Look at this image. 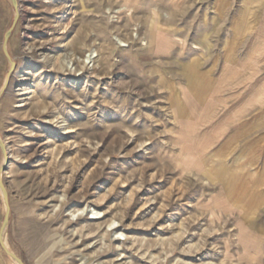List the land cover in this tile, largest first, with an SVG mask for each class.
Masks as SVG:
<instances>
[{
  "label": "rangeland",
  "instance_id": "1",
  "mask_svg": "<svg viewBox=\"0 0 264 264\" xmlns=\"http://www.w3.org/2000/svg\"><path fill=\"white\" fill-rule=\"evenodd\" d=\"M15 1L0 264L5 236L22 264H264V72L235 99L217 79L261 40L264 0Z\"/></svg>",
  "mask_w": 264,
  "mask_h": 264
},
{
  "label": "crops",
  "instance_id": "2",
  "mask_svg": "<svg viewBox=\"0 0 264 264\" xmlns=\"http://www.w3.org/2000/svg\"><path fill=\"white\" fill-rule=\"evenodd\" d=\"M178 1L179 0H168L171 6L175 4L177 5L179 3ZM255 38H259L261 40H256L253 45H250L247 48L244 57H241L233 65L229 63L223 65L224 67L217 75V79L219 77L221 83H226L227 80L229 82V85L228 87H225V89L220 90L218 98H226L229 94H231L235 99V97H237L236 93L244 88L247 89L246 91H248V93L249 91L251 92L253 89L251 88V84L255 82L254 77H257V75L255 74L258 72V77L263 75L262 73L264 71H262V69L264 68V51L260 50L258 52L252 51V49H255L257 47H264V32L255 33ZM228 108H230L229 112L233 114V118H236L237 116H240V114L247 111L244 110V108L241 109L240 104H235ZM201 117H205L204 113ZM200 119L202 121V118ZM206 134L207 133H204L202 137L206 138ZM205 143H207L208 145L209 141Z\"/></svg>",
  "mask_w": 264,
  "mask_h": 264
},
{
  "label": "water",
  "instance_id": "3",
  "mask_svg": "<svg viewBox=\"0 0 264 264\" xmlns=\"http://www.w3.org/2000/svg\"><path fill=\"white\" fill-rule=\"evenodd\" d=\"M12 5H13L15 17H14L12 26L9 28L10 31H11L13 25L15 24L17 18H18V14H17V4H16V1L15 0H12ZM10 31L5 35L4 42H3V50H4V53H5V55H6L7 58H9V54H8V51H7L6 43H7V39H8V35H9ZM10 62L13 63L11 60H10ZM8 75H9V72H8V74L6 76V79L8 78ZM7 81H8V79H7ZM0 145H1V148L3 149L4 148L3 144L0 143ZM4 157H5V153H4ZM0 188H1L2 192H3L4 202H5V206L7 208V215H6V217L4 219V222H3V225H4V224H7L8 215H9V211L10 210L8 208V197H7V193L4 190V187H3V184H2L1 178H0ZM7 256L10 257V258H13V259L15 258L18 261L19 264H22V262L19 260V258L17 256L13 255L12 253H7Z\"/></svg>",
  "mask_w": 264,
  "mask_h": 264
},
{
  "label": "bare ground",
  "instance_id": "4",
  "mask_svg": "<svg viewBox=\"0 0 264 264\" xmlns=\"http://www.w3.org/2000/svg\"><path fill=\"white\" fill-rule=\"evenodd\" d=\"M158 38H160V36H157V38L155 39L156 42L159 43V44H161V46L163 47V46H164L163 41L158 42ZM22 92H23V93H21V94L25 95V94L29 93L30 91H28V90L25 88V89L22 90ZM32 92H33V91H32ZM33 97H34V96H33ZM25 99H26V98H25ZM25 99H23V100H25ZM27 99H29V98H27ZM33 99H34V98H33ZM30 101H31V100H30ZM37 104H38V103H37ZM48 142H49L48 145H49V146H52V147H53L54 145L57 144L55 141L53 142V140H50V139H49ZM56 151H57V150H56ZM2 206H3L2 208H4V210H5V209H6L5 204H3ZM96 213H97L96 210L93 209L91 214H92V216H93V215L96 214ZM3 238H4V239H3V240H4V243H6V244H5V246H6V252H7V253H12V251H11L9 245L7 244L6 236L3 237ZM8 256H9V255H8ZM8 256H7V257H8ZM10 259H11L12 262H10V261L8 260L9 264H16V259H15V258H14V259H13V258H10Z\"/></svg>",
  "mask_w": 264,
  "mask_h": 264
}]
</instances>
